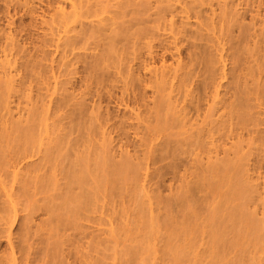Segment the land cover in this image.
I'll list each match as a JSON object with an SVG mask.
<instances>
[{
    "label": "rangeland",
    "instance_id": "rangeland-1",
    "mask_svg": "<svg viewBox=\"0 0 264 264\" xmlns=\"http://www.w3.org/2000/svg\"><path fill=\"white\" fill-rule=\"evenodd\" d=\"M23 1L24 0H13V1L12 0H6V1L0 0V30L4 33V36L6 33H7L6 35H8L9 32L11 33V35L14 34L12 36H14V38L18 40V41H16L14 39V41H16V43L19 42L20 44L17 43L19 45L24 44V47H26V48H23V50H22V48L20 49L22 52L20 50H18V48H17V50L16 49L14 51L12 50V53H11V51H9V52L7 51L8 53H10L9 57H11V59L13 58V56H15L13 59L16 58L15 61L16 62L18 61L17 63L14 61V65L17 64V69L14 66L16 71L15 70L13 71L14 75H16L15 77H17V78H15L16 79V81H15L16 85L18 84L20 86L22 84V81L24 83L23 84L24 86L22 85L23 86L22 88L21 87L18 88V85H17V88H15V89H20L19 92H18V90H16L17 96L15 95V93L13 95V93L11 92L12 95H10L11 97L9 96V98H11V100L12 99L14 100V102L12 100V104H11L12 108L16 109L17 108L16 104L19 103L18 106H19V108L22 109V111L23 110L26 111V109L29 107L31 108V106L35 107V105H37V107H39V105L42 103L41 98H43L46 93H47L46 95L48 96V98L50 96V98H52V100L54 101L52 103H55L58 101V103H56L57 105L52 104V106H53L52 109L54 111V106H57L56 108H59L60 106L61 107H60V109H58V111H55L54 116L51 115L53 117V119L50 117L51 120H49V122L52 124V122L54 120V123L52 124L54 127L52 125H50V128L53 129V130H50L51 131V135H50L51 138L57 137L60 139L57 140V142H55V140H54L53 142L49 143V146H55V147L57 146V150H59L58 154H57V150L55 151L56 154L55 153L53 154L55 156L56 155H58V156L56 158H54L55 156L52 155L53 158L51 161V164L55 162L54 164H52V166H53L52 168L57 175L54 174V172H52V173L55 175L54 177L57 176L56 179H58V178L61 179L60 177H62V178H64L63 179L64 181L58 180V181H56V184H58V182H60V181L64 184L65 183L67 184V185L63 184L64 185V187H63V185L62 186L60 185L61 184V182H60V184H59L61 187L60 188V187H56L59 185L53 184V182H52L48 191L45 192V193H47L46 196L48 197V199L53 202L52 204L51 203H49V204H51L52 206L54 205L53 208H55V213L56 214L58 213L62 216L61 213L64 212L63 217L65 216L64 218H62L63 221L61 220L62 221L61 224L59 222L60 220H58V222L55 221L54 222L55 224L54 223L50 224L51 225L50 229L48 228L49 226L47 227V225H46L47 222H45V224L42 225L41 224L42 222L40 221L41 219H43V220L46 219L48 214L45 215L43 213L44 211L41 212L38 209L39 207L37 208V206L42 202V200H41V202H38V201H40L39 198H41V196L45 197L44 196L45 194H42L43 192L40 193L39 192L40 189H39L38 193H40V194H34L35 196H32V199H30V196L32 195V192L34 191L35 188L33 189V187L31 188L30 186H28L31 188L30 190H32V192L30 190L28 192L27 190L29 188L28 189H22V188H20L21 184L19 186H18L19 183L15 184L16 185L15 193H16V191L18 193V194L16 193L15 196H19L16 198L20 202L19 206L16 204V207L19 209H22V210L24 208H25V210L27 209L26 211L23 210L24 212H21L22 211L21 210L19 215L23 216L24 214L28 213V211L30 212V210H31V214L33 213L32 216L34 217V218L31 217V218H33L32 219L33 221L31 223L29 222L30 219L25 221L24 219L20 218L19 224H16V225L14 224L12 226V229H11L14 237L17 236L16 238L19 237L18 239L21 240V242L18 240L20 242L19 245L21 246V248H23V249H21V253H22V250H24V252H25V253L23 252L24 254L22 253V255H24V256L28 255L30 257L31 263L30 262H28V263H30V264H49V263L50 264H64V262H66V261L64 260L65 258L63 259L61 254L64 255V253H66L64 251H67V250L69 251L70 249L73 252H75V250L77 249L76 253L81 254V255L85 254L84 257L88 256L87 258H85V264H264V136H263L264 135V97L262 99L260 98L259 101H257V100L255 101L253 99H252L253 101H251V100L249 101V103H251V105L253 104L251 107L255 106L250 111L251 114L253 112L255 114V115L253 114L254 119H255V120L253 119V121L257 120L258 123H256L255 126L253 124H250V125L248 124V126H247L249 131L251 130V128H252V130L255 131V132H253V134H252V131H250L251 133L249 132V134L253 135V136L251 135V137L247 133L248 131H244V130H247V128L242 130L244 132L243 133V135H244L243 139L244 140L239 141L238 142L239 145H238V143H236V145H238L237 148L235 146L233 147L235 150L236 149L238 150V153L236 154L237 155L236 158H234V156H235L234 149H231V148L229 149V145L234 141V140L232 141L233 136H232V138L230 137L231 138L230 139V138H228V136L223 135V138L221 137V139L219 141L215 142V145L216 144L219 145V147L216 146V148L214 145H210L209 142H208L209 144L206 142L207 144L203 147H200L201 145L199 147H196L197 145L195 146L194 144H190L191 146H188V144H186V143L189 141L187 140V142H186V140H185V141H183V142H185V144H181V149L183 147L182 151H184V155H183V152H182L181 156L179 155V157H177L176 155L172 156L170 154L171 155L170 157L173 158L172 159L166 154V158L167 157H169V158H167V159L164 158L161 161L159 160V162L157 161L155 163H150L151 165L150 164L148 165V168L145 170L148 172V175H147V172H144V170L140 169L139 170L140 172L138 171L139 175L141 172H142V174L146 173V174H144L145 176H147L145 179L141 180L143 178L141 176H143V175L141 174L139 176L138 174H136L138 172L135 173L136 176H134V174L132 175L131 172L133 173L134 171H132V170L130 171V168H129L130 172L128 171V174H126V177L124 175V178H123L122 175L124 174V171L128 170V168H127V170H125L126 168H124L123 174L121 173L119 175H115V177L117 179L116 178L114 179V177H113L114 175L112 176L113 179L116 181L119 178V182H116V181L114 182L113 180H111V176H110L111 174L108 177V175L106 173L108 171L109 172H111V171L106 170V169L111 168V170H112V167L114 169V166L111 165V164H113L112 162H115L116 160H117V162H119L120 160L123 161V159H120V158H123V156H124V158L128 157V160H130V158H132L131 160H134L133 161L134 164H137V163H135V162H137L136 157L139 155H140L139 156L140 159L144 157L143 152L145 150L144 147H146V146H144V144L146 145V143H147L146 140H145L146 143H143L142 139H145L146 136L149 135L148 133H151L150 131H147V130H149L151 128V131H152L153 130L152 127L155 125H158V123L156 122V120H155V122H153L154 118H152L153 120L152 119L151 120L153 123H151V125L148 129L145 126V122H143L142 119L137 120L133 116V114L136 113L137 110L134 108V106L130 105L131 102H130V104H129V102L128 103L126 102V103L129 104L128 105L129 107L132 106L131 108H134L135 111L134 110L132 111L131 108H129V107H128V109L127 108L125 109L122 107V104L123 103L125 104V101H126V100H123L124 101L123 102L122 98L120 99L121 95L123 96V93H122L123 89L122 88H123V83L125 80H124V77H122L119 74L117 67H116L117 69H115V67L113 68L112 66L104 69L105 70L103 73V78H104L103 80L104 81L101 80L102 75L99 76L100 79L94 78V77L90 78L89 77L90 75L87 72L88 65L86 64V62L84 63V61H83L84 59L82 60L83 62L81 60H78L80 62H76V63H74V65H72V64H70V61H73L72 55H74V53L72 54L71 52L68 51L66 54V55L69 54L68 57L65 56L61 59L62 54H63V53H61L62 51L56 52L54 49V46H48L49 45L48 40H50V37H51V35H49L50 30H51V25H50V22H49V24H48V22H46V23L42 22L41 23V20L49 18V17H47V15H49V13L47 15H45V11L43 12V10H46L47 12L48 11L52 12V9L50 10L49 7L47 8V5H46L49 0L48 1L47 0H29V1H27L28 4L27 3L23 4ZM110 1L111 2H108V3L117 4L119 1L124 2L125 0H110ZM136 1L137 0H135V2ZM186 1H192V0H186ZM219 1H221L220 3H222V1H224V0H218V1L213 0L212 1L213 7L218 6L217 2H219ZM227 1L229 3L232 1L233 2V5H232L233 10L236 9V10H238V12H236V11L235 12L239 13L238 16L235 15L236 13L232 14L233 12L231 13V15H227L228 18L225 16L226 20L228 19L227 23L229 22V18L234 15L237 18H239V19L236 18L239 26L242 25V24L240 25V22L243 23V25H246V23H247V25L248 24L251 25V22H252V24H254L255 21L256 22L258 21L257 23L254 24L256 26H253V28H251L253 30H250L252 34H255V33H253L254 31H256L257 34H259V32H261L262 30L264 32V29H263L264 27L262 28L261 25L259 24V22L261 23V19L264 18V0H252V1L251 0L250 1H248V0H227ZM105 2L106 1H104V4H105ZM8 3H11V5L9 6ZM14 3H17V4H14ZM108 3H106V4H108ZM257 3H261L260 7L256 6ZM247 4H249L250 6H248ZM12 6H15V8ZM108 7L106 9L109 11H112V12H113V10H117L116 6L112 5V7H110V6H108ZM202 7L206 11V13L210 12L211 7L209 4H204ZM256 7H258V8H256ZM33 8H34V10H33ZM42 8H43V10H42ZM129 8H131V7H129ZM178 8H180V7H178ZM218 10L219 9L217 8V12H218ZM257 10L260 13L259 16L256 13ZM40 14L45 15V17H41ZM255 14H257L256 18L254 17ZM107 15H109V13L105 12V11L101 14V16H107ZM10 17H11V19H10ZM233 17H231L230 19L233 20ZM252 17H254V18L252 19ZM40 18H42V19H40ZM177 18H179V17L176 16V19ZM8 19H9V22H8ZM251 19L252 20L255 19V21H251ZM10 20H12V24L10 23L11 22ZM177 20H181V19L179 18ZM196 20H198V19L187 20L188 24L186 25V27L189 29L191 28L193 30H196L197 28L195 27V25L199 21V20L198 21H196ZM226 20H225V22H226ZM232 20H230V23H232ZM236 20L233 21V23H232L234 28L232 27V25L230 26V28H229L230 31L227 29L229 27V26H227V25H229V23L226 25V23L223 22L227 27H224V29H222V30H224L223 32L222 31L220 32V30L217 28L219 31L217 30L218 32H216V33H219V34L221 33L223 36L224 32L227 29L228 31H226V33L229 32L230 34L228 33L225 35H227V36L232 35V37L234 35V37H235L237 35V32H238L237 30L239 27V26L237 27V23L236 24L234 23V22H236ZM48 21H49V19H48ZM239 29H240V27H239ZM160 32H163V31L161 30ZM203 32H205V31H203ZM3 33H1L0 36L3 35ZM46 34H48V35H46ZM165 34H166V32H165ZM4 36H1L2 38L0 37L2 39V42H3V40L6 39V38H4ZM227 36L224 38L228 39ZM253 36L251 37L252 39L250 38L251 41H249V38L247 39L248 42L251 43V42H253V38L257 39L259 36H260L259 38H261L262 36H264V34L262 36L260 34H259V36H254V37ZM47 37H49V39ZM211 37L213 38L212 34H211ZM44 39H48V40H46L47 42H44L45 41ZM213 40H215V39H213ZM30 41L33 42L34 44L31 43ZM42 41H43V43H41ZM204 41L206 42V40H203V42H201V43L204 44ZM209 42L213 44V41H209ZM44 43H46V44L48 43V45H45ZM250 43L248 44L246 42V44H247L246 46H248V47L252 46ZM36 45L38 46V49H37ZM39 45H41V46L45 45V46L39 47ZM228 45H229V43H227V47H228ZM208 46L210 47V45H208ZM208 46H207V48H208ZM244 46H245V44H244ZM130 48H132V47H129L128 50L126 49L127 51L124 50V51H126L124 53L121 52V57L123 56L122 58H124V60H126V61L128 59L127 57H129L131 59V54H132L131 51L136 53V51H134L133 49L130 50ZM210 48H208L209 49L208 51L214 49V48H211V49ZM252 48H251L252 50L256 49V47L254 48L253 46H252ZM0 49H2V47H0ZM24 49L25 50L28 49V50L25 52ZM155 49H157L158 52L161 51L160 48H155ZM129 50H130V53H129L130 55L127 53ZM247 50H250V49L248 48ZM247 50H244L245 55L249 56V59L252 61V62L250 61L251 65H253L255 62V60H253L254 58H257L258 59L257 61H260L258 63H262L261 61H263V63H264V58H263V60L261 59L262 58L261 56H264L263 49H261L262 51H260L258 49L259 54H258L257 49H256L257 51L254 50L255 53L257 52V54H255L254 58H253V54H252L254 51L250 50V52L247 53L246 52ZM17 51L18 52L20 51V53L16 54ZM51 51H52V53H51ZM76 51L78 52L79 50H76ZM80 51L83 52L84 49L83 50L80 49ZM87 51H88V53H90L91 49L90 50L88 49ZM137 51H140V49ZM145 51H146V48H144V51L142 50V52H145ZM3 52L4 51L0 50V56H3V54H2ZM28 52H30L29 53L30 55L28 54ZM45 52H47V53H45ZM84 52H86V51H84ZM212 52L215 53V51H213V50H212ZM126 53L129 56L127 55V57H126ZM12 54H13V56H11ZM183 54H185V53H183ZM24 55H26V57ZM22 56H24L23 57L24 59H22ZM71 56H72V59H71ZM257 56L261 57L260 60ZM58 59H60V60H58ZM74 59L76 60V58H74ZM85 59L88 62L90 61V59L88 57ZM166 59H167L168 63L173 61L172 60L173 58H171V56L168 54L166 56ZM75 60L73 62H75ZM124 60H122V61H124ZM36 61H38V63L45 68L41 67L39 64L36 66V64H37ZM68 61H69V63H68ZM25 62H28L27 64L29 67H27V64H25ZM20 63L22 64V67L20 66ZM32 63H33V65H32ZM263 63H262V65H263ZM122 64H121V66L123 67ZM215 64H216L215 66L220 65V63H215ZM66 65L69 67L71 66V67L67 68ZM124 65H126V64H124ZM30 66L32 67V69ZM56 66H58V67H56ZM121 66L119 68H122ZM254 66L256 68L257 63ZM23 67L27 71H25L23 69ZM26 67H27V69H26ZM75 67L77 69H75ZM46 68H49V69H47L48 71L46 70ZM1 69H2V67L0 68V71H1ZM30 69H31V71H29ZM67 69H68V71H67ZM72 69H75V70H73L74 73L71 72ZM262 70H263L262 71L263 77L260 75L262 78V80H260V83H261L260 86L264 89V67ZM64 71H66V72H64ZM27 72L29 73L28 76L25 75V74H27ZM111 72H113V74ZM30 73H31V76H30ZM62 73L65 75H63ZM134 73L136 74L137 72L134 71ZM125 74H122V75L124 76ZM256 74H258L257 71H256ZM19 77H21L20 79L22 81H20ZM55 77H56V79H55ZM69 78H71L72 80L71 79L69 80ZM200 78H202V77H200ZM17 79H19V80H17ZM96 79L98 80L97 82H96ZM197 79H199V78H196V80ZM57 80H58V82H57ZM67 80H69V81H67ZM17 81H19V83L20 82L21 83L19 84ZM59 81H61L60 83H62L63 85H65L66 81L68 82V84L66 83L67 85L64 87H66V90H68L70 93H72V95L69 93L65 94L68 91L66 92L64 90L65 88L59 83ZM64 81H65V83H63ZM55 82H56V84L57 83L58 84L56 85ZM98 82H101V83H98ZM96 83H98V84H96ZM249 83L250 84H248L247 88H245V89L246 90H249V89L253 90V86L255 83H253V85H252V81H249ZM230 84H232V83H230ZM25 85H26V87H25ZM54 85H56L54 88V90L56 89L55 91L53 90ZM256 85H255V87L258 88V90H256V91L259 92V89L261 87H259V85H257V86ZM47 87H48V89H47ZM15 89H14V91L13 90L12 91L15 92ZM59 89H60V91H59ZM61 89H63V90H61ZM222 90H224V89L221 88V91ZM260 91H261V89H260ZM53 92H55V93H53ZM62 92H63V94H62ZM151 92H152L151 88L147 89L148 96H151L150 95V94H152ZM258 92H257V95H258ZM239 93H240V91H239ZM243 93H245V92H243ZM38 95H40V96H38ZM252 95L255 96L254 94L251 93L250 97H253ZM12 96L13 97L16 96V97L12 98ZM20 96L23 99H21ZM83 96H84V98H83ZM125 96H126V94H125ZM68 97H70V98L75 97V98L70 101V98H68ZM58 98H60V100H58ZM5 99L9 100L8 98H5ZM85 99H86V101L84 102ZM119 99L123 103L120 102ZM7 100H6V102H7ZM11 100H9V101H11ZM65 100L68 102V106H66L67 103ZM79 100H81V101L79 102ZM63 101H65V105L63 104L64 107L66 106L65 108L62 106V103H64ZM60 103H61V105L58 106V104H60ZM84 103H85V106L87 107V109H86V107H84V105H82ZM98 104H99L100 108H99V106L97 107ZM1 105L2 104H0V106ZM94 105L97 108L95 107V109H94ZM82 106L84 108H82ZM124 106H127V105H124ZM251 107L249 109H251ZM70 108H71V111L69 114ZM93 109L95 111L99 110L100 112H102V113H100V112L98 113L99 116H101V118L103 116H106V117L112 116L111 118H108V120L109 119L110 120L108 123H106L110 126L105 125L106 126V128H105V126H104L105 121L103 124L104 117H103V119H101L100 117H94V116L98 115V114L96 115V113L98 111L97 112L94 111V113L92 114L91 112ZM25 111H23V113ZM131 111L134 113H132ZM67 112H68V114H67ZM71 112H72V114H71ZM85 112L87 115L85 114ZM36 113H37V111H36ZM259 113H261V114H259ZM14 114L16 116L18 115L16 112ZM90 114L93 115L94 119L90 118L91 117ZM102 114H104V115L102 116ZM40 118H41L40 116L37 117L38 120L34 118L35 121L33 120L34 122H32L33 125L37 124V128H39V124H40V126L42 125L41 123H39L40 121L42 122V120ZM97 118H99V119H97ZM112 118H113V120H112ZM58 119L60 120L59 122H58ZM129 119H131L132 122ZM61 120H63V121H61ZM108 120L106 119V122ZM122 120L124 122L127 121L125 123H128L130 126L133 123L135 125L139 124L138 126L140 128H137V130H136V128H134L135 127L134 124L132 127L128 126V124L124 127L125 124H124V122H122ZM120 121L122 122V124ZM129 121H130V123H129ZM136 121L138 122V124H136ZM111 123L115 124V125L114 124H112V125H114L113 127L116 126L115 127L116 129L111 127L112 126ZM154 123H156V124H154ZM253 123H255V122H253ZM86 124H87V126H86ZM140 124H141V126H140ZM118 125H119V127H118ZM122 125H123L124 129L122 128ZM68 126H70L73 130L71 128H68ZM35 127H34V129H35ZM93 127L97 128V129H95ZM101 127H103L105 129V130H103V132L101 130ZM109 127L111 130L114 129L113 133L110 131ZM142 127H144V128L146 127L145 129L148 133L144 134L146 131ZM173 127L175 128V126L170 125V128H172V130L171 129L167 130V132H165V130L169 128L168 125H167V127L165 125V129L163 128V130L161 129V127L154 130V131H157V132H155L156 134L155 133L153 134L154 137L156 135L154 141H152L154 146L159 148V145L157 146L156 143H159V140L163 141V139H165L167 134L168 133L170 134L171 131L175 132L177 130V128L174 129ZM249 127H251V128L249 129ZM65 128H66V130H65ZM41 129L39 130V132L35 130L37 133L34 135L38 136V137L34 136V137H36L35 138L36 140L34 139V141H35L34 145L36 148L38 146L41 147L43 145V142H44V141H40L43 137V133H41L43 131H41ZM108 129L111 132L110 135H112L113 138L111 136L110 138L112 139V141H111V139H108V141L104 142V144H103V137H102L103 135L101 133L106 134L107 132H105V131L106 130L108 131ZM141 129H143V130H141ZM178 129L179 130H177V131H180V132H178V133L175 132L176 134L181 133V131L183 132L182 129H180V128H178ZM63 130H65V131L63 132ZM70 130H71V132H70ZM95 131H96V133L99 131L98 132L99 134L97 135L95 133ZM109 131L107 134H109ZM136 131L138 133H136ZM256 131L258 132V134ZM90 132H93V133H90ZM158 132H160V134L161 133L162 134L160 135ZM67 133L69 134V136ZM107 134H106V136H107ZM143 134H144V136L145 135L146 136L142 138L141 136ZM181 134H184V133H181ZM76 135H78V136H76ZM85 135H87V136H85ZM90 135L92 137H90ZM136 135H138V136H136ZM158 135H160V136H158ZM259 135L263 136V137H259ZM161 136L162 137L165 136V138L160 139ZM184 136L180 135V134L172 136L170 134V138H172V140L181 139ZM99 137L100 138L102 137V138L100 139ZM167 137H169V135ZM38 138H40V140ZM83 138H85V139H83ZM92 138H93V140H92ZM61 139L63 140V142L67 140L66 141L67 143L64 142V144H63V142L60 141ZM166 139H168V138H166ZM234 139H237V138L234 137ZM86 140H88V141H86ZM208 140L209 139H207V141ZM93 141L94 142L96 141L95 142L96 144ZM13 142H12V144H17V142H15V141H13ZM37 143H41V144H39L37 146L36 145ZM74 143L77 145H75ZM241 143H242V145H241ZM71 144H73V145L71 146ZM87 144H90V145H87ZM107 144H109V145H107ZM74 145H75V148H74ZM135 145H137V146L139 145V146L137 147ZM142 145H143V147H142ZM182 145H184V146H182ZM240 145H241V147H240ZM60 146H61V148H60ZM177 146H179V145H177ZM55 147H53V149H56ZM85 147L87 149H85ZM133 147L135 149H138L139 151L137 150L138 152H136V150ZM42 148H43V146H42ZM69 148H70V150H69ZM72 148H74V149H72ZM224 148H227L230 151L226 150L227 152L225 153L223 151ZM122 149H125V151H126V149H128L127 150L128 153H127V151L121 152ZM140 149H141V151H140ZM216 149H217L219 155H218L217 159H213V157L216 154L215 153L216 151L214 152V150H216ZM102 150H103V152H102ZM93 151H95V152H93ZM111 151H112V153H111ZM122 151H124V150H122ZM177 151L179 153V150H177ZM160 152L161 151H157L156 153L159 154ZM38 153H37L38 155L36 154L37 157H39V155H40V152H38ZM110 153H111V156L109 157ZM163 153H164V151H162V154ZM7 154L9 155L8 151H6L3 156L5 157V155L7 156ZM63 154H65V155H63ZM106 154H108V155H106ZM137 154H139V155H137ZM98 155H100V156H98ZM207 155L208 156L214 155L210 160L215 163V166L217 168H221L219 166H222L223 170L217 169L218 171L217 172H216V170L212 171V173L214 172L212 174L211 172H209V171L207 172V170L204 169L203 175L207 176V177L211 176L210 179L208 178V180H210V181L219 180L221 177L220 182H219L220 185H219V188L217 190V189H214L215 187L212 188L213 185L216 186L217 182L216 183L213 182L215 184L211 183L212 185H208V184H210L209 183L210 181L207 182L208 180L204 181V179H202L204 182V184L202 183L204 185V187L201 188L200 191H197V192H199L198 193L199 195L197 196L198 199H197L196 197H194L197 194L196 191H194L196 194H194L191 191L188 192L187 190H186L187 193L186 192H185L186 194L184 193L185 187L184 188L182 187L184 185V183L181 181H183L184 179L186 180L187 179L186 176L190 175V173H188L189 170L190 171L196 170L197 167L205 168V166L207 165V161H206ZM240 156H242L245 159L242 158V160H240L238 158L240 160L239 161L237 159V157H240ZM246 156H247V158H246ZM226 157L228 158V161H230V162H227V164L231 163L233 161V162H237L236 164L241 163V164H239L240 166L236 165V167H234V164H232L233 163L232 162L231 163L232 165H230V164L228 165V166H232V167L231 168L228 167L227 164H225V161H227V159L225 161H223V159ZM91 158H94L95 160H98V161L101 159V161H99V162L96 161L100 164V165H97L98 170H97V167L95 165V163H96L95 160L91 159ZM106 158L108 159V161ZM220 158H223V159H220ZM231 158H233L232 161H231ZM5 159L7 162L8 157H5ZM140 159L138 158V162ZM91 160H92V162H91ZM109 160H111V161L113 160L111 162V164H110ZM57 161H59V162H57ZM74 161H75V163H74ZM174 161H175V163H174ZM177 161L178 162L180 161V164L177 163ZM187 162H189V163H187ZM73 163H74V165H73ZM90 163L94 167L92 165H90ZM185 163H186V165H185ZM6 164L7 165H5V167H4V165H3V167H2V165H0L4 169V170H0L1 171L0 173L2 174V176L4 173H5L4 175L7 176L9 174V171L12 170V169H10V166H8V163H6ZM70 164H72L73 167H75V168L77 166L78 170H80L84 167L83 169L86 172V173L85 172L84 173L88 174V176L86 175V177H85V178H87L86 179L87 182L89 180H91L93 183L91 181H89L87 183L86 180L84 182L80 181V182H82V184H79L80 182L77 183L75 181L70 183L71 179L69 176H72V178L73 177L76 178V173L78 171L75 168H74L75 169L74 170L72 165L70 166ZM169 164L170 165L172 164V167H174V168L176 167L177 164L179 166H177L175 170H173V171L171 170L172 172L168 173L170 171V169L166 168V167H168L167 165H169ZM242 164H243V166H241ZM6 166H8V167H6ZM66 166L68 168H66ZM187 166H188V168L189 167L190 168L185 169V168H187ZM237 166L241 167V168L237 169L238 168ZM1 167H0V169H2ZM78 167L79 168L81 167V168L79 169ZM95 167H96V169H95ZM69 168L73 169V172H72V170H69L70 175L67 174L68 171H66ZM161 168H163V169H161ZM184 169L187 170L188 172L186 171L187 172L186 173ZM63 170H65L66 173ZM163 170H165V172H164L166 174V175L164 174L165 176H163V174H162ZM237 170H238V172H237ZM62 171L64 172V174ZM75 171H76V173H75ZM183 171H184V173H183ZM61 172H62L63 176H62ZM236 172H237V174H236ZM73 173H75V174H73ZM181 173L183 174L182 176H181ZM210 173H211V175H210ZM59 174H61V175H59ZM64 176H66V177H64ZM138 176L141 178L139 179ZM8 177H11V176L8 175ZM67 177L69 178L68 183L66 181ZM134 177H137L138 180L136 178L134 180ZM181 177L182 178L184 177V179H181ZM187 177L190 178L191 176H187ZM56 179L54 178L53 180H56ZM98 179L101 181H99ZM75 180H78V179L76 178ZM202 180H201V182H202ZM241 180H243V181H241ZM244 180H245V182H244ZM74 182L77 183L76 185H78L77 186L78 188L73 184ZM96 182L98 183V185ZM112 182L115 184H113ZM83 183H84V185H83ZM243 183H245V184H243ZM99 184L100 185L103 184L102 185L103 187L102 186L100 187ZM181 184H182V186H181ZM70 185H74L75 188L70 186ZM81 185H82L83 190L81 188ZM232 185H234V186H232ZM238 185H240L239 187H240L241 191H237L239 189ZM243 185H245V186H243ZM17 186L19 187V190L17 189ZM115 186H116V188H115ZM142 186H144L143 187L144 189L142 188ZM145 186L148 189H146ZM70 187H72V188L70 189ZM236 187L238 188L237 190H235ZM67 188H69L71 190V191L69 189L67 190L70 194H72L71 192H73L74 190H75V193L77 192V190H78V193H80L81 191L86 192V190H87L88 192H86L85 194H84V192L83 193L81 192V194L86 195L87 193H89V190H90L91 191L90 194L92 193V196L90 194L89 195L91 196L90 199L91 198L93 199V200L91 199L93 201V203H92V201L88 200L89 198L86 199L89 202L87 201V203H86L84 201L85 203L84 202L81 203L80 202L81 199L85 200V197L84 198L77 197V200H75V199L72 200V201H74V203L76 202V206L74 205V203L69 198L68 199L70 201L67 198H65V199H67L66 202H69V203L65 204L63 199L66 196L63 197V192L65 193ZM84 188H86V189H84ZM149 188H150V190H149ZM233 188H234V190H233ZM56 189L58 190L57 192H56ZM64 189H65V191H64ZM202 189H204V191ZM0 190L2 192L4 189H0ZM36 190H38V189H35V192H33V193H36L37 192ZM147 190L150 192L147 193L146 192ZM182 190H183V192H182ZM243 190H246L245 193ZM21 191H22V193H21ZM236 191L239 193L237 194ZM58 192L60 193L59 195L57 194ZM68 192H66V194H69ZM145 192H146V195H145ZM3 193H4V191L2 193H0V196H1L0 198H2L0 200V250H1L0 255L3 254L2 252L5 249L6 250L8 249L6 238H4L5 235L3 236V234H6V233H4V232H3V234H1V233H2V230L6 229V228L4 229V227H7V224H3V223H4V218L9 213V210H10L9 204L6 201L4 202L6 196H4ZM29 193L31 195H28ZM191 193L194 195H192ZM225 193H226V195H225ZM233 193H235V194H233ZM240 193L241 194L243 193V195H241ZM72 195L81 196L80 194H78V195L72 194ZM84 195H82V196H84ZM150 195H152L151 199H149ZM57 196H59L62 199H60L59 197H58L59 199H57ZM109 196H111V197H109ZM232 196H233V198H232ZM98 197H99V199H98ZM188 197H190V198H188ZM78 198L79 199L81 198V199L79 200ZM94 198H96V199H94ZM164 198H165V200H164ZM34 199L36 201H34ZM57 202H58V204H56ZM33 203H34V205H33ZM59 203H60V205H59ZM80 203H81V207H83V208H81L79 205V207L81 209H78V211L73 210L76 207L79 208L77 206V204H80ZM36 204H38V205H36ZM222 204H223V206H222ZM23 205H24V208H23ZM25 205H27V206H25ZM35 205H36L37 210L39 211L38 213H36L37 210H36V212H34L35 207H33V206H35ZM57 205L58 206L62 205L60 207V210H62L61 213H60V211L58 212L59 208L57 207ZM63 206H65V207H63ZM66 207H68V208H66ZM71 207H73V209ZM56 208H58V209H56ZM64 208H66V210H68L69 212L67 211L65 213L66 210ZM106 208H108V209H106ZM237 208H239L238 210H240V209H242V210L238 211ZM19 209H18V213H19ZM82 209L83 210L85 209V210L82 211ZM63 210H65V211H63ZM143 210H144V213H143ZM236 210H237V212L240 213V215L237 214ZM74 211H76L77 214ZM217 211H219V212L216 213ZM243 212H246V214L249 212L248 218H246L247 215L246 216H244V214L241 215V213H243ZM42 213L44 214V216ZM185 213L188 216H190L192 214L191 217L193 218L194 223H193L191 217H188ZM71 214L73 215L72 217H71ZM226 214H227L228 218H226L227 217ZM249 214L251 215V219L249 218ZM167 215L170 218L167 219V217H168ZM76 216H77V218H76ZM186 216L189 218V220H187L188 218L186 219ZM218 216H221V218L219 220H218V218H219ZM70 218L71 219L73 218V219L71 220ZM64 219L66 220L65 221L66 223H65V226L63 227L64 229L63 228L61 229L60 225H62L64 223ZM169 219L172 221V223H170ZM190 219L192 222L190 221ZM223 219H225V220L223 221ZM108 220L111 222L108 223ZM173 220L175 221V223H178V222L179 223L174 224ZM22 221H25V223H26L25 226L27 225V228L29 226V229H27L25 226L20 227V225H23V224H21ZM162 222H163V224H162ZM188 222L191 224H189ZM186 223H188V224H186ZM253 223H255V224H253ZM38 224H39V226H41L40 228H39ZM47 224H49V223H47ZM58 224H59V226H60L59 228L61 230L59 229L60 231L59 232L57 231V232L60 235L56 232V229L55 230L53 229V227H55V226L57 227ZM66 224H67L68 228H67ZM46 227L48 229H46ZM24 230L26 232H24ZM47 230H49V231H47ZM63 231H64V234H63ZM16 232L19 233V235ZM55 232H56V234H55ZM108 232H110V233H108ZM61 233L63 234L62 236L65 239H63V237L62 238L60 237ZM66 233H68V235H70V236H68ZM68 237L70 238V240H66V238H68ZM61 239L66 240V242L67 241L68 242L73 241V245H79V246H77V248L74 246H72L73 248L70 246L67 247L66 246L67 243L65 242V246H64V244H62V246L59 247V248L64 250L63 253L60 254L59 251L61 249L55 248L56 246H54L55 245L54 243L58 240H61ZM63 240H61V241H63ZM61 241H59V242H61ZM74 242H75V244H74ZM65 248H66V250H65ZM55 249H57L58 251ZM78 250H79V252H78ZM55 251H56V253H54ZM58 255H59V257H58ZM16 256H19L18 252H17ZM5 257H6V252H4L3 263H1V264H11V262L7 261L6 260L7 258L5 259ZM60 257L63 260H61ZM64 257H65V255H64ZM51 259H53V260H51ZM88 260H89V262H88ZM51 261L54 263H51Z\"/></svg>",
    "mask_w": 264,
    "mask_h": 264
},
{
    "label": "bare ground",
    "instance_id": "bare-ground-1",
    "mask_svg": "<svg viewBox=\"0 0 264 264\" xmlns=\"http://www.w3.org/2000/svg\"><path fill=\"white\" fill-rule=\"evenodd\" d=\"M27 1H29V0H24L23 1V4H26ZM104 1H106L105 4H104ZM212 1L213 0H192V1H186V0L185 1L184 0H153V1L152 0H141V1L139 0L138 1L137 0L135 2V0H125L124 2L123 1H119L117 4H111V3H108V2H111L110 0H53V1L52 0L50 1L49 0L46 5H47V8L49 7L50 10L52 9V12H50V11L47 12L46 10H43V8H42L43 12L45 11V15H47L49 13V15H47V17H49V18H47V19L40 18V19H42L41 20V23L42 22H44V23L48 22V24H49V22H50V25H51V30L49 29L50 30L49 35H51L50 40H48L49 37H47L48 39H44L45 40L44 42H47L46 40H48L49 45H48V43L47 44L44 43L45 45L54 46V49H55L56 52L57 51H62L61 53H63V54H62L61 59L63 57H65V56L68 57L69 54L66 55L68 51L71 52L72 54L74 53V55H72L73 56V59H72V56H71V59L74 61L75 60L74 58H76L75 62L70 61L71 59L69 60L70 61V64H72V65H74V63H76V62H80L78 60H81L82 61L84 59L83 60L84 63L86 62V64L88 65L87 72H88V74L90 76L88 74L87 75L90 78L91 77H94V78L100 79L99 76L102 75L101 76V78H102L101 80L104 81L103 80L104 79L103 78V73L105 71L104 70L105 68L111 67V66L113 68L115 67V69L118 68L117 70L119 71V74L122 77H124V80H125L124 83H123V88H122L123 89L122 90L123 91L122 92L123 93V96L121 95L120 99L122 98V101L123 100H126V101H125V104L123 103L124 101L122 102V101H120V99H119V101L122 102L124 105H127V106H124L122 104V107L125 108V109L126 108L128 109V107H129L128 105L131 102L130 105L134 106V108L137 110L136 113H134L132 111L133 110L135 111V109L134 108H131L132 106L129 107L132 110L131 112L136 115L135 116L133 114V116L137 120L142 119L143 122H145V126L148 129H149L151 123L155 122V120L158 123V125H155V126L152 125L153 126L152 127L153 128L152 131H151V128L149 130H147V131H150L151 133H148L146 131V129H145L146 127L145 128L142 127L146 131L145 133L144 132L143 133L144 134L148 133L149 135L148 136L145 135L146 138L145 139H142V142L143 143H146V141H147V143H146V145L144 144V146H146V147H144L145 150L143 152L144 153V157L140 159V157H139L140 156L139 155L140 153L137 154L139 156H137V155H136L137 157L135 156L136 157V161H137L135 163H137V164H134V162H133L134 160H131L132 158H130V160H128V157H125L124 158L123 155H122L123 158H120V159H123V161L120 160L119 162H117V160L116 161L114 160L115 162H112L113 160L112 161L109 160L110 161V164H111V162L113 163L111 165L114 166V169H113V167H112V170H111V168L110 169H106V170H110L111 171V172L108 171L106 173H107L108 177L111 174L110 175L111 176V180H113L114 182L116 181V180H114L116 178L115 175H119L121 173L123 174L124 168H126L125 170H127V168H128V170L127 171H124V174L122 175L123 178H124V175L126 177V174H128L129 168H130V171L131 170L134 171L133 173L131 172V174L132 175L134 174V176H136V174L139 175V172H140L139 170L140 169L144 170V172H147L145 170L148 168V165L150 163H155L157 161L159 162V160L160 161L163 160L164 158H166V154L169 157L171 155L172 156H175L176 155L177 157H179V155L181 156V154L183 152V155H184V151H182L183 150V147L181 149V144H185V142H183L185 140H186V142H187V140L189 141V142L186 143V144H188V146H191L190 144H194L195 146L197 145L196 147H199L200 145H201L200 147H203V146H205L209 142L210 145H214L215 148H216V146L219 147V145H217V144L215 145V142L219 141L221 139V137L223 138V135L228 136V138H230V137L232 138V136H233L232 141L233 140L234 141L229 145V149L230 148L231 149H234L233 148L234 146L237 148L238 145H239L238 142L241 141V140H244L243 139L244 138L243 137L244 136L243 135L244 132L242 130L243 129H246L247 126H248V124L249 125L250 124H253L255 126L256 123H258L257 120H256L257 122L256 121H253V119H254V116H253L254 112L251 114L250 111L255 106L254 107H251L253 104L251 105V103H249V101L250 100L251 101H253V100L259 101L260 98L262 99L264 97V89L260 86V84H261L260 83V80H262L261 76H262V71H263L262 69L264 67V63H263V61H261L263 63V65H262V63H258L260 61H257L258 60L257 58H254L255 54H257V52L255 53L254 50H256V49L258 50L259 49L260 51H262L261 49H263V52H264V36H262L264 34V32L261 29L262 31L259 32V34L262 37L259 38L260 36H259V34H257L256 31L253 32L255 34H252L250 30H253L251 28H253V26H256L254 24L258 22V21L256 22L255 19L254 20H252V19L254 17L256 18L257 14L259 16L260 13L257 10V12H256L257 14H255V16L252 17L251 21H255L254 24H252V22H251V25L252 26L250 24L247 25V23H246V25H243V23H241V22H240V25L241 24L242 25L239 26V24L237 23V20H236L237 17L234 16V15H233L234 17L231 16V17H233V20L230 19L231 17L229 16L230 17L229 18V22H228L229 25H227L228 24L227 23L228 19L226 20L225 16L227 17V15H231L232 12H233L232 14H235L236 12H238V10H236V9L233 10V6H232L233 5V2L231 1L229 3L227 0L222 1V3H220L221 1L217 2L218 6H216V7L219 9L218 12H217V8L216 7H213ZM248 1H250V0H248ZM17 3H14V4H17ZM106 3H108L109 5L106 4ZM261 3H257L256 6H259L260 7ZM204 4H209L210 5L211 8H210V12L209 13H206V11L203 9L202 6ZM8 5L10 6L11 3H8ZM112 5L113 6H116L117 10H113V12H112V11H109V10L106 9L108 6L112 7ZM247 5L250 6L249 4H247ZM12 7L15 8V6H12ZM129 7H131V8H129ZM178 7H180V8H178ZM256 8H258V7H256ZM33 10H34V8H33ZM104 11L105 12H108L109 15H107V16H101V14ZM238 14L239 13H236L235 15L238 16ZM45 15H41L40 14L41 17H45ZM176 16L179 17L181 20H177L179 18L176 19ZM10 19H11V17H10ZM48 19H49V21H48ZM189 19H198L199 20V21L196 20V21H198L196 25L194 24L195 27L197 28L196 30H193L191 28H190L191 29L190 30L189 28L186 27V25L188 24V21L187 20H189ZM237 19H239V18H237ZM263 19H261V23L259 22V24L261 25L262 28L264 27V20ZM225 20H226V22H225ZM230 20H232V23H233V21L236 20V22H234V23L235 24L237 23V27L238 26L240 27V29L238 27L237 35L235 37L233 35L234 38L232 37V35H228V36L225 35V34H228L229 33V32L226 33V31L229 30L230 26L232 25V27H233V24L230 23ZM10 21H11L10 23L12 24V20H10ZM8 22H9V19H8ZM223 22L226 23V25L229 26V27L227 28L228 30L226 29V31L224 32V35L222 36L221 33H220L221 34L220 35L219 33H216V32H218L219 30H220V32L221 31L223 32L224 30H222V29H224V27H227ZM161 30L163 32H160ZM203 31H205V32H203ZM165 32H166V34H165ZM1 33H3V32L1 31L0 34ZM6 34H5V36H4V33H3V35H1V36H4V38H6L5 40H3V42H2V39H1L2 37L0 36L1 37L0 38L1 39L0 40L1 41L0 42V47H2V49H0V50L4 51L2 53L3 56H0V68L2 67V69L0 71V104H2L0 106V165H2V167L4 165V167H5V165H7L6 163H8V166H10V169H12V170L9 171V174H8L11 177H8V175L7 176L4 175L5 173L2 176V174L0 173V189H4L3 190L4 191L3 195L6 196L4 202L6 201L9 204V207H10L9 213L4 218V223H3V224H7V227H4V229L5 228L6 229L5 230H2V233H1V234H3V232L6 233V234H3V236L5 235L4 238H6L7 245H8L7 248L8 249L7 250L5 249L2 252L3 254L0 255V264L3 263L4 252H6L5 259L7 258L6 260L7 261H10L11 264H30L31 263L30 262V257L28 255L27 256L22 255V253L24 252V250H22V253H21V249H23L19 245V243L21 242V240L18 239L19 237L16 238L17 236L14 237L11 229H12V226L14 224L15 225L16 224H19V219L20 218L21 219H24L25 221L30 219L29 222L31 223L33 221L32 219L34 217L32 216L33 213L31 214V210H30V212L28 211V213H26L27 215L26 214H24L23 216L19 215L20 214V211L22 209H19V208L16 207V204L19 206L20 202L16 198V197H19V196H15V194L17 193V191L15 193V190H16L15 189L16 188V185L15 184L19 183L18 186L21 184L20 185V188H22V189H28L29 188L27 190L28 192H29V190L32 187H33V189L34 188L35 189H38V190H36L37 191L36 193H33V192H35V189H34L33 192H32V190H30L32 192V195L30 193L28 194V195H31L30 196V199H32V196H35L34 194H40L42 192H43L42 194H45L44 195L45 197H42L41 196V198H39L40 201H38V202H41V200H42V202L39 204L40 206L38 204H36V205H38L37 208L39 207L38 208L39 211H41V212L44 211L43 213L45 215L48 214V216L46 217V219H44L45 221L43 219L40 220L42 222L41 223L42 225H44L45 222H47L49 224L46 223V225H47V227L49 226L48 228L50 229V226H51L50 224H53L55 221L58 222V220H60L59 222L61 224V222L63 221L62 218L65 217V216L63 217V213L64 212L61 213L62 210H60V207L63 204L61 206H58L57 205V207L59 208L58 212L60 211V213L62 214V216L60 214H58V213L56 214L55 213V208H53L54 205L53 206L51 205L53 202L48 199V197L46 196L47 193H45V192L48 191V189H49L50 185L52 184V182H53V184H56V181H58V180L64 181L63 180L64 178H62V177H60L61 179H59V178L56 179L57 176L54 177L55 176L54 174H56V173L54 172V170L52 168L53 167L52 164H54L55 162L53 161L54 163L51 164V161H52L53 156H55L53 154L54 153L56 154L55 151L57 150V146L56 147L55 146H49V143L53 142L54 140H55V142H57V140L60 139V138H57V137L51 138V136H50L51 135V131L50 130H53V129L50 128V125H52L54 123V120H53L52 124L49 122V120H51V118L53 119L52 116H54L55 111H58V109H60L61 103L58 104V106H60L59 108H56L57 106H54V111H53L52 104L53 105L54 104L57 105L56 103H58V101L55 102V103H52L54 101L52 100V98H50V96L48 98V96L46 95L47 93H46L44 95V97L41 98L42 99L41 100L42 103L39 105V107H37V105L34 104L37 109L34 106H31V108L30 107L27 108L26 111L23 110V111L26 112V113L25 112L23 113L22 109L19 108V106H18L19 103L16 104V106H17L16 109L15 108H12L11 104H12V100L13 99L11 100V98H9V96L12 95L11 92L13 93V95H14V93L16 95V90H18V92H19L20 89H15V88H17V85H18V84L16 85V82H15L16 81L15 78H17V77H15L16 75H14V72H13L14 70L16 71V69H17V64L14 65V61H15L16 58L13 59L15 57V56H13V54H14L13 53L11 55V56H13V58H12L13 60H12L11 57H9V54L10 53H8V52L11 51V53H12V50L13 51L15 49L17 50V48H18V50H20L21 48L23 50V48H26V47H24V44L23 45H19L20 44L19 42H17L19 44L16 43V41H18V40L15 39L14 36H12L14 34L11 35L10 32H9L10 35L9 34L6 35ZM211 34L213 35V38L211 37ZM46 35H48V34H46ZM253 35L254 36H259V37L258 38L256 37L257 39H254L253 38V42H251V43L248 42L247 39L249 38V41H251L250 38ZM226 36L228 37V39H225L224 38ZM14 39L16 41H14ZM213 39H215V40H213ZM203 40H206V42L204 41V44L201 43V42H203ZM209 41H213V44L210 43ZM246 42L248 44L250 43L254 48L256 47V49L252 50L253 49L252 46H249V47L246 46L247 45ZM31 43H33V42H31ZM41 43H43V41ZM227 43H229L228 47H227ZM244 44H245V46H244ZM45 45H43V46H45ZM208 45H210L211 48H214L212 50L215 51V53H213L212 50L208 51L209 50L208 48H210ZM40 46L41 45H39V47ZM43 46H41V47H43ZM128 46L129 47H132V48H130V50L133 49L134 51H136V53L133 52V51H131L132 54H131V59H130L129 57H127V55L130 53V50H129L127 52L128 54L126 53V57L128 58L127 61H126V60H124V58H122L123 56L121 57V52H123V53L126 52L129 49ZM207 46H208V48H207ZM144 48H146V51L145 52H142V50L144 51ZM155 48H160L161 51L159 50L160 52H158V50L155 49ZM246 48L247 49L249 48L250 50L254 51L252 54H253V58H254L253 60H255V62L257 63L256 68L254 66V65H256V63L254 62V64L251 65L250 64V61L251 60L249 59V56L248 55L247 56L245 55V51L244 50H247ZM37 49H38V46H37ZM80 49H82V50L84 49V51H86L87 53H88L87 50L88 49L89 50L91 49V52L87 54L84 51L83 52L80 51ZM139 49H140V51H137ZM27 50L24 49L25 52ZM76 50H79V51L77 52ZM124 50H126V51H124ZM250 50H247L246 52L249 53ZM259 50H258V54H259ZM20 51L19 52L17 51L16 54L17 53H20ZM47 52H45V53H47ZM29 53L30 52H28V54ZM51 53H52V51H51ZM183 53H185V54H183ZM167 54L170 55L171 58H173L172 59L173 61H171L169 63L167 62V59H166ZM24 56L26 57V55H24ZM24 56H22V59H24L23 58ZM87 57L90 59L89 62L86 61V59H85ZM257 57L259 58V60H260L261 57H262L261 58L262 60L264 58V56H261V57L257 56ZM58 60H60V59H58ZM122 60H124V61H122ZM69 61H68V63H69ZM28 62H25V64H27ZM36 62H37V64H36V66H37L39 63H38V61H36ZM215 63H220V65L219 66L218 65L215 66L216 65ZM121 64L123 65L124 68L121 66ZM124 64H126V65H124ZM32 65H33V63H32ZM14 66L16 67V69H15ZM20 66L22 67V64L21 63H20ZM120 66L122 68H119ZM27 67H29L28 64H27ZM27 67H26V69H27ZM41 67H43V66H41ZM56 67H58V66H56ZM68 67L69 66H67V68ZM43 68H45V67H43ZM49 68H46V70L49 69ZM23 69H24V67H23ZM31 69H32V67H31ZM31 69L29 71H31ZM75 69H77V68L75 67ZM75 69H72L71 72L74 73L73 70H75ZM25 71H27V70H25ZM67 71H68V69H67ZM134 71H136L137 73L135 74ZM256 71L258 72V74H256ZM28 72L25 75L28 76V74H29ZM64 72H66V71H64ZM111 73L113 74V72H111ZM121 73L122 74H125L126 73V74L123 76ZM63 75H65V74H63ZM30 76H31V73H30ZM200 77H202V78H200ZM20 78L21 77H19V79ZM196 78H199L200 80L199 79L196 80ZM19 79H17V80H19ZM55 79H56V77H55ZM70 79L71 78H69V80ZM69 80H67V81H69ZM20 81H22V80L20 79ZM67 81H66V83L68 84ZM97 81L98 80L96 79V82ZM249 81H252V85H253V83H255L254 86H253V90H250V89L249 90H246L245 89V88H247V85L251 83V82L249 83ZM17 82L19 83V81H17ZM57 82H58V80H57ZM60 82L61 81H59V83ZM63 83H65V81ZM66 83H65V85H63L62 83H60V84L64 87V86L67 85ZM98 83H101V82H98ZM98 83H96V84H98ZM230 83H232V84H230ZM23 84L24 83L22 81V84L20 86L18 85V88L19 87L22 88L24 86ZM55 84H56V82H55ZM256 84L259 85V87H261L260 88L261 91H260V89H259V92L256 91V90H258V88L255 87ZM56 85L53 86V90H54V88H55ZM25 87H26V85H25ZM64 88H65L64 90L67 92L68 90H66V87H64ZM149 88H151V91H152L151 92L152 94H150L151 96H148V93H147V89H149ZM221 88L224 89V90H222L223 92L221 91ZM14 89H15V92H13ZM47 89H48V87H47ZM61 90H63V89H61ZM59 91H60V89H59ZM239 91H240L241 94L239 93ZM243 92H245V93H243ZM257 92H258V95H257ZM53 93H55V92H53ZM68 93L72 95V93H70L69 91L67 93H65V94H68ZM124 93L126 94V96H125ZM251 93L254 94L255 96L252 95L253 97H250V94ZM62 94H63V92H62ZM16 96H14V97H16ZM38 96H40V95H38ZM14 97L12 96V98H14ZM70 97H68V98H70ZM5 98H8L11 101H9V100H7ZM20 98H21V96H20ZM74 98H70V101L72 99H74ZM83 98H84V96H83ZM21 99H23V98H21ZM6 100H7V102H6ZM58 100H60V98H58ZM65 101H63L64 103H62V106L63 107L65 105ZM80 101L81 100H79V102ZM85 101H86V99L84 100V102ZM13 102H14V100H13ZM126 102L127 103L129 102V104H127ZM66 103H67L66 106H68V102L67 101H66ZM82 105H84V107H86L85 106V103L82 104ZM98 106H99V104L97 105V107ZM84 107L82 106V108H84ZM95 107L96 106L94 105V109H95ZM250 107H251V109H249ZM99 108H100V106H99ZM86 109H87V107H86ZM94 109L91 112L92 114L95 111ZM36 111H37V113H36ZM70 111H71V108L69 110V114H70ZM15 112L18 114L17 116L14 114ZM95 112H97L96 113V115H97L100 111L99 110H96ZM100 113H102V112H100ZM67 114H68V112H67ZM71 114H72V112H71ZM85 114H86V112H85ZM259 114H261V113H259ZM103 115L104 114H102V116ZM39 116L41 117L40 119L42 120V122L39 120L40 121L39 123L42 124L41 126L39 124V128L40 127L42 128V129L41 128L40 129L43 132H41V131L40 132L43 133V137H42L43 140L42 139L40 140V138H38V139L40 141H44V142H43V145H42L43 148H42V146L41 147L38 146L41 143H37L36 144L38 146L37 147L38 149H37L35 147V145H34V143H35L34 139L36 137H38V136H36L34 134L37 133L36 131L39 132L40 129L37 128V124L36 125L35 124L33 125L32 122L35 121L34 118L37 119V117H39ZM90 116H91L90 118H93V119H94V117H100L101 118V116H99V114L97 116H94V117H93V115L90 114ZM103 117H104L105 120L103 119ZM103 117L101 119H103V124H104V121H105L104 126L105 125L106 126H110V125H108L106 123H108L109 120H110V119L108 120V118H111L112 116L111 117L103 116ZM152 118H154V121L153 122H152V120H153ZM97 119H99V118H97ZM106 119L108 120L107 122H106ZM112 120H113V118H112ZM129 120L131 121V119H129ZM59 121L60 120L58 119V122ZM61 121H63V120H61ZM130 121H129V123H130ZM122 122H124V121L122 120ZM122 122H121V124H122ZM125 122H127V121H125ZM125 122H124V124H125L124 127L128 124V123H125ZM253 122H255V123H253ZM112 124H114V123H111V125ZM133 124L131 126L128 124V126L132 127ZM136 124H138L137 121H136ZM154 124H156V123H154ZM114 125H112L111 127L112 128H115L116 126L113 127ZM138 125H135V127H134V128H136V130H137V128H140ZM165 125H166V127H167V125L169 127L168 129L165 130V132H167V130H170V129L172 130V128H170V125H171V126H175V128H177V130H179L178 128L182 129L183 132L181 131V133H184V134H181V133H179V134L180 135H183V136L185 135V136L182 137L181 139H174V140H172V138H170V134L172 136L173 135H179V134H176L175 132L178 133L180 131H177V130L175 132H172L171 131L170 134L169 133L167 134V136L169 135V137L166 136V138H168V139H166L165 136L164 137L161 136V138L159 137L160 139L165 138L166 140L165 139H163V141L162 140H159V143H156L157 146L159 145V148H157L156 146H154V144L152 142V141H154V139L156 137V135L154 137L153 134L155 132H157V131H154V130H156L159 127H161V129L163 130V128L165 129ZM86 126H87V124H86ZM106 126H105V128H106ZM140 126H141V124H140ZM34 127H35V129H34ZM118 127H119V125H118ZM124 127L122 125V128L123 129H124ZM68 128H71V127L68 126ZM93 128H95V127H93ZM102 128L103 127H101V130L103 132V130H105V129L104 128L102 129ZM250 128L251 127H249V129ZM95 129H97V128H95ZM109 129H110V127H109ZM109 129H108V131H109ZM65 130H66V128H65ZM65 130H63V132ZM141 130H143V129H141ZM108 131L106 130L105 132L108 133ZM110 131L113 133L114 129H112V130L110 129ZM110 131H109V134L106 133L107 136H106L105 133H101L103 135V136L101 135L103 137V144H104V142L108 141V139H111L110 137L112 135H110L111 134ZM244 131H248L247 132L248 134H249L250 131H252V134H253V132H255L254 130H252V128H251L250 131L248 130V128H247V130H244ZM70 132H71V130H70ZM98 132L96 133V131H95V133L97 135L99 134ZM90 133H93V132H90ZM136 133H138V132L136 131ZM158 133L160 134V132H158ZM144 134L141 136L142 138L145 137ZM252 134H249L250 137H251ZM257 134H258V132H257ZM138 135H136V136H138ZM160 135H158V136H160ZM34 136H36V137H34ZM68 136H69V134H68ZM76 136H78V135H76ZM85 136H87V135H85ZM263 136H260L259 135V137H263ZM90 137H92V136L90 135ZM234 137H236L237 139H234ZM112 138H113V136H112ZM83 139H85V138H83ZM207 139H209V140L207 141ZM92 140H93V138H92ZM143 140L144 141L146 140V141L144 142ZM13 141L17 142V144H12ZM60 141L63 142L62 139ZM66 141H64V142H66ZM86 141H88V140H86ZM111 141H112V139H111ZM64 142H63V144H64ZM236 143H238V145H236ZM72 145L73 144H71V146ZM75 145H77V144H75ZM75 145H74V148H75ZM87 145H90V144H87ZM107 145H109V144H107ZM177 145H179V146H177ZM241 145H242V143H241ZM241 145H240V147H241ZM135 146H137V145H135ZM182 146H184V145H182ZM53 147H55L56 149H53ZM142 147H143V145H142ZM60 148H61V146H60ZM74 148H72V149H74ZM227 148H224V150H223L225 153L227 152L226 150H229ZM85 149H87V148L85 147ZM69 150H70V148H69ZM122 150H124V151H122ZM122 150H121V152H126L128 149H126V151H125V149H122ZM135 150H136V152L139 151L138 149H135ZM177 150H179V153L180 154L178 153ZM6 151L9 152V155L8 154H7V156L5 155V157H8L7 162H6L5 157L3 156ZM140 151H141V149H140ZM155 151L156 152L157 151H161V152L158 154ZM162 151H164L163 154H162ZM38 152H40L39 157H37V155L39 154ZM58 152H59V150H57V154H58ZM93 152H95V151H93ZM102 152H103V150H102ZM214 152L216 153L215 156L213 155L215 158L213 156H211V155L208 156L209 154L207 155V159H206L207 165L205 166V168L197 167L196 168L197 171L196 170H191V171L189 170V172L187 170H185V169H189L190 167L188 168V166H187V168L184 169L185 172L187 171L188 173H190V175H187V176H191L190 178L186 176V178H187L186 180L184 179V177L183 178L181 177V179H184L183 181H181V182L184 183L183 186L181 184V186L183 188L185 187L184 193L185 192L187 193V191L188 192L191 191L194 194L197 193L196 196H194V197L197 198V196L199 195L198 194L199 192H197V191H200V189L204 187V185H203L204 182H203L202 179H204V181L205 180L207 181L208 178L210 179V177H211V176L210 177H207V176H204L203 175L204 169L207 170V172L209 171V172L212 173V171H215L216 170V172H217L219 169H222L223 168L222 166H219L221 168H217L215 166V163L210 160L212 157H213V159H217L218 158V155L219 154H218L217 149L214 150ZM111 153H112V151H111ZM111 153H110L109 157L111 156ZM127 153H128V151H127ZM234 153H235L234 158H236V156H237L236 154L238 153V150L237 149L236 150L234 149ZM63 155H65V154H63ZM106 155H108V154H106ZM57 156L58 155H56L54 158H56ZM98 156H100V155H98ZM169 157H167V158H169ZM138 158L140 159L139 162H138ZM170 158H172V157H170ZM238 158L240 160H242L243 157L240 156V157H237V159ZM246 158H247V156H246ZM91 159H94V158H91ZM220 159H223V158H220ZM226 159H227V161H225ZM232 159L233 158H231V161H232ZM243 159H245V158H243ZM96 161H98V160H95V162ZM99 161H101V159ZM107 161H108V159H107ZM175 161H174V163H175ZM180 161L179 162L177 161V163L180 164ZM223 161H225V164H227V162H230V161H228V158L227 157L224 158ZM57 162H59V161H57ZM91 162H92V160H91ZM98 162H96L97 164L95 163L96 167H97V165H100ZM74 163H75V161H74ZM74 163H73V165H74ZM187 163H189V162H187ZM231 163H228L227 166L229 164L230 165L234 164V167H236V165L241 164V163L236 164L237 162H233L232 164ZM71 165L72 164H70V166ZM73 165H72V167H73ZM90 165H92V164L90 163ZM185 165H186V163H185ZM8 166H6V167H8ZM167 166L168 167H166V166L165 167L170 169V171L168 170L169 171L168 173H170L173 170H175L176 167L179 166V165L177 164L175 168L172 167V164L171 165L169 164ZM241 166H243V164ZM96 167H95V169H96ZM228 167L231 168L232 166H228ZM66 168H68V167L66 166ZM70 168L66 170V171H68L67 174L70 173L69 170H72V172H73V169L75 167H73V169H70ZM83 168L80 169L81 170L80 171V170L77 169V166H76L75 169H77L80 172L79 173L77 171V173H78L77 174L76 171H75L76 178L78 180H75L76 179L75 177L72 178V176H69L70 179H71L70 180V183L73 182V181H75L77 183L80 182V181H83L84 182L87 179L85 177H86V175L88 176V174H85L86 172L84 171ZM240 168L241 167H238L237 169H240ZM161 169H163V168H161ZM0 170H4V169L2 168ZM97 170H98V167H97ZM63 171L65 172V170H63ZM52 172H54V174ZM62 172H61V174H62ZM64 172H63V174H64ZM136 172H138V173H136ZM164 172H165V170H163V173H162L163 176L166 175ZM237 172H238V170H237ZM237 172H236V174H237ZM75 173H73V174H75ZM183 173H184V171H183ZM211 173H210V175H211ZM61 174H59V175H61ZM63 174H62V176H63ZM141 174H142V172L140 173V175ZM144 174H146V173H144ZM144 174H142L143 176H141V177H143V178L141 180H143V179H145L147 177ZM147 175H148V172H147ZM182 175L183 174L181 173V176ZM112 176L114 177V179H113ZM139 176H138V178L140 179L141 177H139ZM64 177H66V176H64ZM54 178L56 180H53ZM135 178L138 180L137 177H134V180H135ZM220 179H221V177H220ZM220 179L219 180H216V181H210V180H208L207 182L210 181L209 182L210 184H208V185H212V184H215L217 182L218 184L216 183V186L213 185L212 188L215 187L214 189H217L218 190L219 185H220V183H219L220 182ZM68 180H69V178L67 177V180H66L67 183H68ZM201 180H202V182H201ZM89 181H91V180H89ZM99 181H101V180H99ZM241 181H243V180H241ZM60 182H58V184H56V185H59ZM75 182L73 184L77 187L78 185H76L77 183H75ZM86 182H87V180H86ZM116 182H119V178H118V180ZM213 182H215V183H213ZM244 182H245V180H244ZM63 184L64 183L61 182L60 185L62 186ZM79 184H82V182H80ZM113 184H115V183H113ZM243 184H245V183H243ZM60 185L59 186H56V187H60ZM64 185H63V187H64ZM74 185H70V186L74 187ZM83 185H84V183H83ZM97 185H98V183H97ZM102 185H100V187ZM18 186H17V189L19 190V187ZM28 186H30L31 188L28 187ZM116 186H115V188H116ZM232 186H234V185H232ZM239 186L240 185H238V188L239 189L236 187L235 190L238 189L237 191H241ZM243 186H245V185H243ZM72 187H70V189ZM143 187L144 186H142V188ZM81 188H82V185H81ZM145 188L148 189L146 186H145ZM39 189H40V191H39ZM68 189L69 188L66 189V192H68L67 191ZM84 189H86V188H84ZM82 190H83V188H82ZM149 190H150V188H149ZM202 190L204 191V189H202ZM233 190H234V188H233ZM38 191L40 193H38ZM57 191L58 190L56 189V192ZM64 191H65V189H64ZM194 191H196V193ZM243 191L245 193L246 190H243ZM2 192L0 190V193H2ZM66 192L65 193L63 192V197L66 196L63 199L64 202H65V204L66 203H69V202H66V200L68 198L71 199V201H72L73 199L77 200V197H82V198L85 197V200L80 198L81 199V201H80L81 203H83L84 201L87 203L88 200H90V201L93 200L92 198H91L92 200L90 199V197L92 196V193L90 194V192H91L90 190H89V193H87L88 195L87 194L84 195L86 192H88L87 190H86V192L83 191L84 194H81L82 191L80 193H78V190H77L76 193H75V190L73 191L74 193L71 192L72 194H75V195L76 194L77 195L80 194L81 196H79V195L78 196H74V195L70 194L69 192H68L69 194H66ZM146 192L148 193L150 191L147 190ZM146 192H145V195H146ZM182 192H183V190H182ZM21 193H22V191H21ZM235 193H233V194H235ZM238 193L239 192H237V194ZM57 194L59 195L60 193L58 192ZM194 194H192V195H194ZM82 195H84V196H82ZM225 195H226V193H225ZM241 195H243V193ZM58 197L59 196H57V199L60 198V197L59 198ZM109 197H111V196H109ZM65 198H67V199H65ZM151 198H152V195H150V198L149 199H151ZM188 198H190V197H188ZM232 198H233V196H232ZM1 199L2 198H0V200ZM60 199H62V198H60ZM86 199H88V200H86ZM94 199H96V198H94ZM98 199H99V197H98ZM164 200H165V198H164ZM34 201H36V200L34 199ZM72 202L74 203V201H72ZM49 203H51V204H49ZM81 203L80 204H77V206L79 207V205H80V207H81ZM92 203H93V201H92ZM56 204H58V202ZM33 205H34V203H33ZM36 205L33 206V207H35L34 208L35 209L34 212H36V210H37ZM59 205H60V203H59ZM74 205L76 206V202L74 203ZM25 206H27V205H25ZM65 206H63V207H65ZM222 206H223V204H222ZM73 207H71V208L73 209ZM80 207L79 208H77V207L75 208L74 207L75 209H73V210L78 211V209L83 208V207H81V208ZM23 208H24V205H23ZM58 208H56V209H58ZM66 208H68V207H66ZM66 208H64V209L66 210ZM18 209H19V213H18ZM106 209H108V208H106ZM238 209L239 208H237V210ZM23 210L26 211L27 209L25 210V208H24ZM23 210L21 212H24ZM65 210H63V211H65ZM84 210L82 209V211H84ZM237 210H236V212H237ZM240 210H242V209H240ZM240 210H238V211H240ZM39 211L37 210L36 213H38ZM67 211L68 210H66L65 213ZM76 211H74V212L77 214ZM218 212L219 211H217L216 213H218ZM143 213H144V210H143ZM248 213L246 214V212H243V213H241V215H243V214H244V216L247 215L246 218H248ZM44 214H43V216H44ZM72 214H71V217L73 216ZM237 214L240 215L239 212H237ZM191 215L190 216L187 215V216L188 217H191ZM187 216H186V219L188 218ZM226 216H227V214H226ZM31 217H33V218H31ZM218 217H219L218 218V220H219L221 218V216H218ZM76 218H77V216H76ZM168 218H170V217L168 216L167 219ZM226 218H228V216ZM249 218L251 219V215L250 214H249ZM65 219H64V223L62 224L63 226L60 225L61 226L60 227L59 224H58L57 227L56 226L53 227L54 230L56 229V232L57 231L59 232L65 226V223H66L65 222L66 221ZM191 219L193 221V218L192 217H191ZM191 219H190V221H191ZM225 219H223V221ZM187 220H189V218ZM25 221H22L21 224H23V225H20V227L25 226V224H26ZM169 221H170V223H172V221L170 219H169ZM110 222L111 221L108 220V223H110ZM178 223H175V221H174V224H178ZM188 223H186V224H188ZM193 223H194V221H193ZM162 224H163V222H162ZM189 224H191V223H189ZM253 224H255V223H253ZM38 226H39V224H38ZM66 226H67V224H66ZM25 227L27 228V225ZM40 227L41 226H39V228ZM47 227H46V229H48ZM67 228H68V226H67ZM27 229H29V226H28ZM47 231H49V230H47ZM64 231H63V234H64ZM24 232H26V231L24 230ZM56 232H55V234H56ZM108 233H110V232H108ZM17 234L19 235V233H17ZM63 234L61 233V236H60L61 238L63 237L62 236ZM66 234L68 235V233H66ZM68 236H70V235H68ZM68 238H66V240H70V238L69 239ZM14 239L15 240L17 239V240L15 241ZM63 239H65V238L63 237ZM63 239H61V240H63ZM61 240H58V241H56L54 243L55 244L54 246H56L55 248L61 249L59 247H61L62 244H64V246H65L66 240H63V241H61ZM59 241H61V242H59ZM66 243H67V245H66L67 247L68 246H70V247L74 246V247L77 248V246H79V245H73V241L72 242L71 241L70 242L67 241ZM74 244H75V242H74ZM66 248H65V250H66ZM57 249H55V250H57ZM76 250H75V252H73L71 249L69 251L67 250L68 252L67 251H64L63 249H61L59 251L60 254L63 253V251L66 252V253H64L65 257H64V255L61 254V256L63 257V259L65 258L64 260L66 261V262L63 261L64 264H85V258H87L88 256L84 257L85 254L84 255L78 254V253H76L77 252ZM17 252L19 253V256H16ZM78 252H79V250H78ZM54 253H56V251ZM58 257H59V255H58ZM63 259L61 258V260H63ZM51 260H53V259H51ZM28 262H30V263H28ZM88 262H89V260H88ZM51 263H54V262L51 261Z\"/></svg>",
    "mask_w": 264,
    "mask_h": 264
}]
</instances>
